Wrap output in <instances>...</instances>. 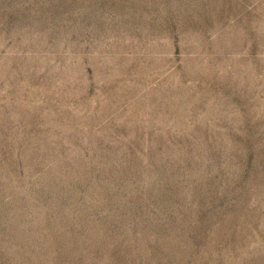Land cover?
<instances>
[{
	"label": "rangeland",
	"instance_id": "374dc122",
	"mask_svg": "<svg viewBox=\"0 0 264 264\" xmlns=\"http://www.w3.org/2000/svg\"><path fill=\"white\" fill-rule=\"evenodd\" d=\"M0 264H264V0H0Z\"/></svg>",
	"mask_w": 264,
	"mask_h": 264
}]
</instances>
